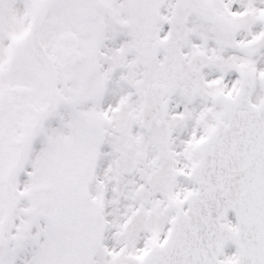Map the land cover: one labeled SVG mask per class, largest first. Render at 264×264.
Wrapping results in <instances>:
<instances>
[{
	"label": "snow or ice",
	"instance_id": "snow-or-ice-1",
	"mask_svg": "<svg viewBox=\"0 0 264 264\" xmlns=\"http://www.w3.org/2000/svg\"><path fill=\"white\" fill-rule=\"evenodd\" d=\"M0 264H264V0H0Z\"/></svg>",
	"mask_w": 264,
	"mask_h": 264
}]
</instances>
